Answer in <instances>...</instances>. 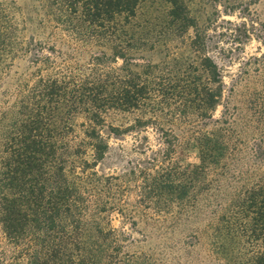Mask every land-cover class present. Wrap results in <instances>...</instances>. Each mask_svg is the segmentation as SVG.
<instances>
[{
    "label": "trees",
    "instance_id": "16d2710c",
    "mask_svg": "<svg viewBox=\"0 0 264 264\" xmlns=\"http://www.w3.org/2000/svg\"><path fill=\"white\" fill-rule=\"evenodd\" d=\"M31 1L25 11L0 0V85L17 60L27 62L0 92V264L160 263L129 251L135 239L112 227L108 215L134 228L143 208L160 213L175 203L188 219L225 189L223 182L232 188L228 201L192 233V246L203 236L211 254L226 256L245 238L252 249L246 264H264V172L230 173L239 150L231 112L237 108L223 105L213 118L223 101L222 76L186 0H164L162 20L142 23L135 19L146 0ZM181 42L184 49L174 47ZM76 50L87 53L82 62ZM261 95L246 101V111L264 144ZM109 111L136 113L123 130L108 126L110 133L154 127L162 135L163 148L138 171L142 186L131 209L120 177L96 171L109 149L102 135ZM181 145L197 150L196 164L173 159Z\"/></svg>",
    "mask_w": 264,
    "mask_h": 264
},
{
    "label": "rangeland",
    "instance_id": "374dc122",
    "mask_svg": "<svg viewBox=\"0 0 264 264\" xmlns=\"http://www.w3.org/2000/svg\"><path fill=\"white\" fill-rule=\"evenodd\" d=\"M14 1L25 11L28 8L32 9L31 0ZM186 2L192 16L196 18L204 50L217 65L222 76L223 101L213 112V118H220L223 105L237 108V111L232 109L231 112L235 118L234 137L239 142L237 143L239 150L235 156L236 161L230 164V173L238 175L247 172L248 175H259L264 172V144L259 141L260 130L253 126L254 123L246 111V101L251 97L264 95V0H186ZM168 9L169 5L164 0H146L139 6L135 22L142 23L154 17L162 20ZM29 34L31 31L26 32V35ZM187 35H192L190 29ZM184 46L185 43L181 42L174 47L184 49ZM67 50L66 47H62L63 52ZM76 51L75 59L82 62L87 53ZM145 60L158 63L162 57L157 54H146ZM26 66L25 59L17 60L12 67V72L15 73L11 72L8 83L0 85V92L11 88L12 80L21 75ZM135 117L136 113L115 111H109L104 116L102 135L109 149L96 167L100 175L120 177L128 190L123 197L125 209H131V205L135 206L134 202L138 199L139 188L142 186V177L138 171L147 170L148 161L154 152L163 148L162 135L154 127L136 128L118 135L108 132V126L125 129L133 123ZM78 122H81L80 118ZM171 128L175 134L181 135L178 128L172 126ZM173 159L182 165L196 164L198 153L192 146L181 145L176 147ZM131 171L134 175L130 174ZM222 185L225 189L219 194L211 195L212 198L207 202L201 203L196 214H189V217L192 216L188 218L189 220L187 213L180 215L179 206L175 203L164 207L160 213L155 212L153 208H143L139 212L142 214L134 217L136 222L134 228L129 220H124L116 214L108 215V220L112 227L124 230L135 239L136 242L127 247L129 251L142 250L151 253L160 262L155 264H246L252 249L244 242L247 240L245 238L242 239L243 242L227 248L226 256L211 254L206 246V237L203 236H199L198 245L192 246V233L204 229V226L212 221L210 213L228 201L224 199V195L231 192L232 188H226V182ZM254 245L256 247L254 251H257L259 244Z\"/></svg>",
    "mask_w": 264,
    "mask_h": 264
}]
</instances>
